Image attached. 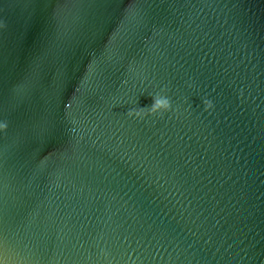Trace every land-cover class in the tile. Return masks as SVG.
<instances>
[{"label":"water","instance_id":"obj_1","mask_svg":"<svg viewBox=\"0 0 264 264\" xmlns=\"http://www.w3.org/2000/svg\"><path fill=\"white\" fill-rule=\"evenodd\" d=\"M0 120L3 264H264V0H0Z\"/></svg>","mask_w":264,"mask_h":264},{"label":"clouds","instance_id":"obj_2","mask_svg":"<svg viewBox=\"0 0 264 264\" xmlns=\"http://www.w3.org/2000/svg\"><path fill=\"white\" fill-rule=\"evenodd\" d=\"M204 104L206 105L205 109H209L212 107V103L210 101H204ZM170 108V102L169 100L162 95H157L153 98V102L151 106L148 109L147 114H156L159 112H166ZM146 113L143 110L139 111H129L128 115L131 117H142ZM7 128L6 122H0V132L4 131ZM0 264H3L2 261H0Z\"/></svg>","mask_w":264,"mask_h":264},{"label":"snow or ice","instance_id":"obj_3","mask_svg":"<svg viewBox=\"0 0 264 264\" xmlns=\"http://www.w3.org/2000/svg\"><path fill=\"white\" fill-rule=\"evenodd\" d=\"M0 122H4V121L0 120Z\"/></svg>","mask_w":264,"mask_h":264}]
</instances>
